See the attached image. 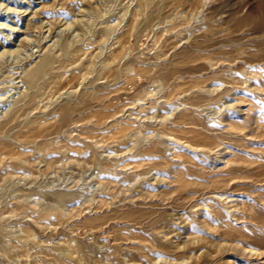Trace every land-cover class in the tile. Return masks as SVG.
<instances>
[{"label": "rangeland", "instance_id": "rangeland-1", "mask_svg": "<svg viewBox=\"0 0 264 264\" xmlns=\"http://www.w3.org/2000/svg\"><path fill=\"white\" fill-rule=\"evenodd\" d=\"M2 51L0 264H264V0H0Z\"/></svg>", "mask_w": 264, "mask_h": 264}, {"label": "bare ground", "instance_id": "bare-ground-1", "mask_svg": "<svg viewBox=\"0 0 264 264\" xmlns=\"http://www.w3.org/2000/svg\"><path fill=\"white\" fill-rule=\"evenodd\" d=\"M106 30H109V29H106ZM11 31H13V30H11ZM5 54H7V51L0 52V58H2ZM51 61H52V57L47 55L43 59L37 61V64L35 65V68L33 70H31L29 73H27V71L26 72L21 71L20 74H21V80H22L23 84L26 85L27 87H31L34 84L35 80L38 77H40L41 75H43L44 71L47 70V68L49 67ZM18 94L21 95L22 92H18ZM245 135H247V133H245ZM241 215L242 214H240V216ZM242 218H243V216H242ZM241 251H243V253L247 252L249 257L250 256L255 257V256H259L260 255V254L257 255L256 251L254 249H252V248H250V249L248 248L246 250V248L243 247V249Z\"/></svg>", "mask_w": 264, "mask_h": 264}]
</instances>
